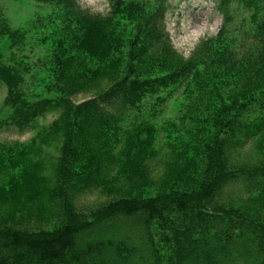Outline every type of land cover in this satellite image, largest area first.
<instances>
[{
	"label": "trees",
	"instance_id": "obj_1",
	"mask_svg": "<svg viewBox=\"0 0 264 264\" xmlns=\"http://www.w3.org/2000/svg\"><path fill=\"white\" fill-rule=\"evenodd\" d=\"M31 1L51 8L30 23L48 31L40 66L56 97L29 94L25 67L0 57L11 111L0 133L36 130L0 140V264H264V0H216L222 26L189 58L167 30L170 0H109L106 15ZM3 36L15 44L27 32L2 20ZM178 92L191 129L169 143L157 182L153 126ZM59 142L55 164L44 154ZM250 144L261 159L235 164ZM232 185L244 190L226 195ZM98 191L112 199L78 209Z\"/></svg>",
	"mask_w": 264,
	"mask_h": 264
},
{
	"label": "rangeland",
	"instance_id": "obj_2",
	"mask_svg": "<svg viewBox=\"0 0 264 264\" xmlns=\"http://www.w3.org/2000/svg\"><path fill=\"white\" fill-rule=\"evenodd\" d=\"M79 5L83 9H87L92 13L106 15L110 12L109 0H78ZM51 11V8L40 5L31 0H0V27L4 20L11 30L26 31L27 37L24 42L13 44L6 36L0 37V57L8 63L20 65L26 70V86L29 94H42L54 98L56 94H48L45 92L46 78L49 76L44 70L40 61L45 59L50 53V46L42 43L43 37L47 35V30H42L32 23L36 17L44 16ZM2 18V20H1ZM223 23V18L217 10L216 0H170V10L167 16L166 25L175 49L189 58L195 50H197L204 39L214 37L219 32ZM120 66H123L120 64ZM105 87V85H104ZM6 96V88L0 89V112L4 119L9 117L10 110L4 107V99ZM96 96V92L86 91L80 92L72 99L75 103H82ZM185 104V106H184ZM187 104V106H186ZM188 102L185 96L180 92L176 93L174 100H171L163 107L161 115L158 116L153 128L158 132V144L163 150L152 161V170L150 176L158 182L168 162L163 156L169 150V143H175V137L178 132L186 133L191 129L188 114ZM58 114H49L43 119H39L38 125L47 126L57 118ZM36 130L27 131L20 134L16 129H5L0 133L2 142H28L34 135ZM62 143L59 142L51 146L45 151L47 158L53 159L56 163L61 153ZM261 159V155L257 153L253 144L239 150L233 156V162L237 165L254 164ZM54 164V163H52ZM49 165L45 176H52L54 168ZM244 188L240 185L227 186L224 190L226 195H239ZM112 199V195L102 192H94L90 194H80L77 198V207L80 210L96 208L99 204H104Z\"/></svg>",
	"mask_w": 264,
	"mask_h": 264
}]
</instances>
